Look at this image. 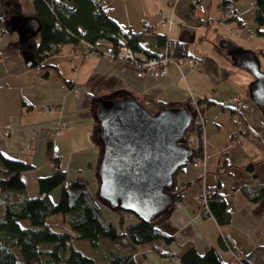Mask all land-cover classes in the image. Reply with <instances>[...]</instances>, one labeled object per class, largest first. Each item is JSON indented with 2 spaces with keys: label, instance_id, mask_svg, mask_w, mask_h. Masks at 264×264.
<instances>
[{
  "label": "crops",
  "instance_id": "0c3cea01",
  "mask_svg": "<svg viewBox=\"0 0 264 264\" xmlns=\"http://www.w3.org/2000/svg\"><path fill=\"white\" fill-rule=\"evenodd\" d=\"M101 1L122 30L142 31L143 21L149 19L153 33L184 43L186 53L180 55L184 61L179 65L169 63L167 74L163 76L147 72L137 75L135 65L126 59L111 60L95 54L84 58L68 57L72 46L66 43L42 61L45 66L34 67L31 66V49L19 50L18 42L22 37L16 33L24 17L33 12V0H0V15L6 13L10 19L16 16L18 6L24 12L23 16L11 18L14 27L9 33L0 31V151L8 157L29 160L34 168L26 174H31V180L36 181L40 168L45 165L43 138H47L51 140L52 155V149L56 151L65 144L77 161L75 172H81L83 166L89 167L92 176L99 145L95 138L93 101H89L91 94L97 98L129 93L152 111L160 109L162 102L183 105L192 98L212 99L214 103L208 105L202 115L204 162L177 172L176 185L183 188L178 199L181 203L160 225L174 241L166 244L156 240L127 252L131 253L134 264H176L188 249L202 252L204 248L214 246L223 260H228L231 251L219 247L220 229L229 237L231 249L238 255L253 254L257 246L263 253L264 196L250 200L242 188L264 184V116L250 101V109L240 108L233 101L237 96L245 98L246 88L240 80L237 82L238 74L232 60L214 47L220 39L232 40L224 34L228 20L219 16L222 0H214L213 5L212 0ZM193 3L199 5L197 14L191 10ZM233 3L239 12L234 23L237 33L246 22L241 12L246 8L243 9L238 0ZM161 19L165 23H160ZM258 30L264 34V29L259 27ZM34 39L36 41L37 36ZM255 45L253 50L260 57L264 56V44L256 42ZM101 46L107 47V44ZM146 46L159 55L166 51V47L159 46L152 37ZM188 56L199 57L201 61L190 68L186 61ZM45 104H55L57 108L45 112L42 109ZM210 110H215L214 125L206 118ZM60 119H65L68 125L60 134L52 136ZM58 160L60 164L59 156ZM49 165L52 166L51 162ZM20 175L25 180L23 172ZM189 180L191 183L183 187L182 184ZM202 185L221 194L229 212L228 223L218 225L211 215H203L196 199Z\"/></svg>",
  "mask_w": 264,
  "mask_h": 264
},
{
  "label": "trees",
  "instance_id": "16d2710c",
  "mask_svg": "<svg viewBox=\"0 0 264 264\" xmlns=\"http://www.w3.org/2000/svg\"><path fill=\"white\" fill-rule=\"evenodd\" d=\"M229 1L233 0H222L221 3ZM102 4L101 0H33L34 9L29 15L36 19L38 25L20 38L19 50L26 51L28 43L25 40L31 42V66L34 67L45 66L42 61L50 56L46 52L57 53L60 46L66 43L71 44V49H80L81 41L88 43L91 48H112L115 53L119 45L125 44L141 61L161 56L146 46L149 37H152L159 46L166 47L169 57L185 55L184 43L153 33V27H143L142 31L122 30L110 15V9ZM3 9L5 10L4 3ZM21 14L24 12L18 6L16 16L11 18L23 16ZM7 16L6 13L0 15V31L14 21ZM252 22L256 26L255 30L260 32L259 27L264 25V0H254ZM103 43L107 47H102ZM214 47L228 56L225 49L218 45ZM246 95L245 98L252 102ZM94 98V94H91L89 101L92 102ZM187 103H191L190 99L184 104ZM213 103L208 98L197 100L201 114ZM170 105L173 104L162 102L160 108L171 107ZM197 120L193 118L190 127L203 128L202 123ZM46 148L52 170L46 175L36 177V191L33 195L27 190L20 172L34 168V165L25 158L8 157L0 151V264H96L98 256L105 264H127L133 263L128 249L156 240H163L166 244L174 241L171 234L160 229L167 216L147 223L129 212L115 210L118 213L117 224L108 221L102 210L103 205L97 200L95 191H91L88 186V177L78 171L74 178L68 180L66 170L59 165L58 156L51 154V140L47 142ZM191 150L192 158L189 162L193 166L201 165L204 162L202 140L191 146ZM196 157L200 160L195 165L193 159ZM184 167H179L175 175ZM190 183L191 180L182 186L186 187ZM57 186H60V194L57 200H53L50 192ZM182 189L176 185L171 190L176 202H180L178 199ZM204 191L207 194L206 207L201 201ZM242 192L255 201L264 196V184L255 188L243 187ZM196 199L204 216L211 215L218 225L228 223L229 212L220 193L202 185ZM127 218L132 222H125ZM218 241L220 248L231 251L230 259L223 260L218 248L210 246L202 252L194 249L184 251L176 264H236L231 240L220 229ZM261 250L263 249L257 246L253 249V254L241 255L243 264H252V259L253 264H264V251L262 253Z\"/></svg>",
  "mask_w": 264,
  "mask_h": 264
},
{
  "label": "water",
  "instance_id": "95a60500",
  "mask_svg": "<svg viewBox=\"0 0 264 264\" xmlns=\"http://www.w3.org/2000/svg\"><path fill=\"white\" fill-rule=\"evenodd\" d=\"M37 25L34 17H24L17 32L23 37ZM13 27V22L7 26ZM217 45L225 49L234 66L252 76L247 96L263 114L264 71L259 55L224 38ZM112 96L94 98L92 103L99 145L95 196L113 211L129 212L151 223L173 210L175 173L192 158L185 136L194 118L193 106L170 105L152 111L132 94Z\"/></svg>",
  "mask_w": 264,
  "mask_h": 264
},
{
  "label": "rangeland",
  "instance_id": "374dc122",
  "mask_svg": "<svg viewBox=\"0 0 264 264\" xmlns=\"http://www.w3.org/2000/svg\"><path fill=\"white\" fill-rule=\"evenodd\" d=\"M212 1H213L212 2V5H213L214 0H212ZM238 1L241 2V4H243L242 5L243 9L246 8V11H241L244 13V22L245 21L246 22L243 25L245 27L244 26L239 27L238 31H237L238 34H237L236 33V27L234 25V23H236V21L234 19H232V20L226 19V20H228V22H227L224 34H227V36L232 39L231 41L236 43L237 45L242 46L244 48H250L253 50V48L256 46L255 45L256 42H261L262 44H264V34L258 33V31L255 30L256 26L254 25V23L250 22V18L254 14V0H238ZM195 4L197 5V7H195V5L192 4L193 8H191V10L197 14V12L199 10V5L197 3H195ZM223 5L224 4H222L220 6V13H221V7ZM212 9H214V6H212ZM221 19H223V18H221ZM219 22H221L222 25H225L223 21H219ZM260 29H264V25H261ZM4 30H6V32L9 31L8 28H5ZM16 33H17V30H16ZM232 34L237 36V39L233 38ZM25 41L28 43V45H27L28 47L26 50H29L31 42L28 40H25ZM217 43L218 42H216L215 45H217ZM224 52H226V51H224ZM100 55H103V54H100ZM103 56H105V54ZM106 57H108L111 60H117L116 57L113 58V57L107 56V55H106ZM259 58H260V68H261V70L264 71V56L261 55V57L259 56ZM67 59H69V58L67 57ZM186 61H187V65H189L188 60H186ZM234 69H235V72L238 74L237 82L240 80L241 84H243L245 86L246 94H247V84L251 81L252 76L249 73H247L243 68L234 66ZM192 99H191V102H192ZM52 105L56 106L55 104H52ZM196 105L199 108V105L197 104V100H196ZM211 107H214V106H210V108ZM218 110H220V109H218ZM45 112H47V111H45ZM202 114H203V112H202ZM204 116H205V113H204ZM213 117H215V110L208 111L206 114V118L214 125ZM218 117H220V115ZM43 139H45V141H44L45 146H44V152L42 153V158L44 160L45 165L40 168V174L39 175H41V176L50 173L52 170V166L49 165V162H51V160L47 154V151L45 152V149L47 150L46 146H47V142L49 140L47 138H43ZM51 139H54V138H51ZM52 151L54 152V154H53L54 156H59V159H60L59 165H60V167H62L66 170V178L68 180H71L72 178H74L75 174L77 173V172H75L76 171L75 167H77V164H76L77 161L74 159V154L72 152H69L70 150L67 148V146L65 144H62V146L58 147L56 149V151L53 149H52ZM191 166H192L191 162H188L185 167L189 168ZM93 170H95V169H93ZM24 171H26V172H24ZM24 171H21V172H23V177L25 179L24 181L26 183L27 190L30 192L31 195H33L35 192V189H36V181L31 180V176H30L31 174H26V173H30L29 170H24ZM81 172H82V174H84L88 177L89 188L92 190H96L97 183H96V177H94L95 172H92L93 174L91 176L90 175V168L84 167V166L82 167ZM59 194H60V186L55 187L50 192V196L53 200H57V198L59 197ZM179 205L180 204L174 203V207H177ZM102 210H103L105 218L108 221H110L114 224H117L118 213L116 211H113L104 205L102 206ZM125 222L129 223L132 221L129 218H127V220ZM96 264H105V261H102L100 259V257L98 256L96 259ZM127 264H134V262L133 263H127Z\"/></svg>",
  "mask_w": 264,
  "mask_h": 264
},
{
  "label": "built area",
  "instance_id": "2783aa9c",
  "mask_svg": "<svg viewBox=\"0 0 264 264\" xmlns=\"http://www.w3.org/2000/svg\"><path fill=\"white\" fill-rule=\"evenodd\" d=\"M195 7L197 5L193 3ZM239 15V12L236 8V6L231 2L225 3L221 7V13H220V18H223V20L226 19H235ZM211 21V20H209ZM160 23H165L164 19H161ZM143 27L145 29H152V24L149 19H146L143 21ZM82 47L80 49L73 48L69 51V56L68 57H74V56H80L82 58L90 56V55H100V54H105V56H111V57H116L117 59H126L129 60L130 62L135 65L137 69V75H142L143 73L147 72L153 76H163L167 74V66L169 63H174L176 65H179L181 62L184 61L183 57H177V58H171L166 54V51L159 57H152L147 60H139L136 58L135 53L131 51V49L128 48L125 44H121L118 47L117 52L115 53L112 48H105V49H98L97 47L91 48L90 45L86 42L81 41ZM46 55H51L50 52H46ZM114 55V56H113ZM189 62L190 68L195 67L198 65L201 61V58L195 57V56H188L186 59ZM73 90L76 92L77 89L73 88ZM192 98V95H191ZM233 101L240 107L244 109H250L249 107V101L246 98L242 97H234ZM193 106V111H194V118L198 119L197 121L202 123L203 125V116L200 112V109L196 105V100L192 99L191 102ZM56 106L52 104H45L42 106V109L47 112H53L56 110ZM68 125V122L65 119H60L58 122V126L56 129L52 131V136H56L60 134L61 129L66 127ZM201 125V127H202ZM202 129V128H201ZM199 129V127H189L186 130V136H185V142L186 145L191 149V146H194L197 144V141L202 140V130ZM200 131V133H199ZM7 133V131H6ZM200 160L199 157H196L193 159V163L196 165L198 161ZM206 192L204 191L203 194H201V201L204 202V206L206 207ZM177 204H180L179 201L176 202ZM232 255L234 258V261L236 264H243L242 257L241 255H238L237 253L232 251Z\"/></svg>",
  "mask_w": 264,
  "mask_h": 264
}]
</instances>
